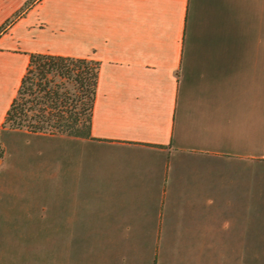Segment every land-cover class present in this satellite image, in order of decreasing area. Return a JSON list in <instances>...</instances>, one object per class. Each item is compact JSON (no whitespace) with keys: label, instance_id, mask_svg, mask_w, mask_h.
<instances>
[{"label":"crops","instance_id":"crops-1","mask_svg":"<svg viewBox=\"0 0 264 264\" xmlns=\"http://www.w3.org/2000/svg\"><path fill=\"white\" fill-rule=\"evenodd\" d=\"M32 52L100 61L91 136L4 126ZM0 146V264H264V0H0Z\"/></svg>","mask_w":264,"mask_h":264},{"label":"trees","instance_id":"trees-1","mask_svg":"<svg viewBox=\"0 0 264 264\" xmlns=\"http://www.w3.org/2000/svg\"><path fill=\"white\" fill-rule=\"evenodd\" d=\"M99 69L100 61L94 58L32 52L4 126L32 132L91 136ZM48 76H61L76 82L77 92L61 93L59 86L53 85V78ZM23 92L27 99H21ZM2 155L0 146V158Z\"/></svg>","mask_w":264,"mask_h":264},{"label":"rangeland","instance_id":"rangeland-1","mask_svg":"<svg viewBox=\"0 0 264 264\" xmlns=\"http://www.w3.org/2000/svg\"><path fill=\"white\" fill-rule=\"evenodd\" d=\"M9 23V22H8ZM49 79L53 78V85L57 84L59 86V91L63 93L64 91L70 90L71 92H77L78 84L74 81L68 80L61 76H48ZM37 80V76H34ZM43 81V80H42ZM27 99V95L23 92L21 99ZM257 205H254L251 212H246V215L250 217L251 220L247 219L246 222V244H245V256L246 262L251 260L253 253L254 259H259L264 253V190L263 196L260 199H256ZM260 220H258L256 217ZM256 219V220H255Z\"/></svg>","mask_w":264,"mask_h":264}]
</instances>
